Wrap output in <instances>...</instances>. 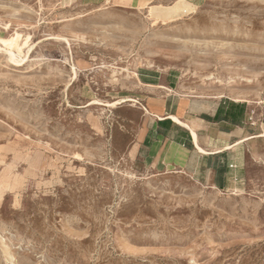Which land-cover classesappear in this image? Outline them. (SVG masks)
I'll list each match as a JSON object with an SVG mask.
<instances>
[{
  "label": "rangeland",
  "instance_id": "obj_1",
  "mask_svg": "<svg viewBox=\"0 0 264 264\" xmlns=\"http://www.w3.org/2000/svg\"><path fill=\"white\" fill-rule=\"evenodd\" d=\"M141 67L264 123V0H0V264H264L260 187L147 164Z\"/></svg>",
  "mask_w": 264,
  "mask_h": 264
},
{
  "label": "crops",
  "instance_id": "obj_2",
  "mask_svg": "<svg viewBox=\"0 0 264 264\" xmlns=\"http://www.w3.org/2000/svg\"><path fill=\"white\" fill-rule=\"evenodd\" d=\"M135 75L145 123L139 147L149 166L218 190L264 191V123L248 124L249 104L186 96L172 70L141 67Z\"/></svg>",
  "mask_w": 264,
  "mask_h": 264
},
{
  "label": "bare ground",
  "instance_id": "obj_3",
  "mask_svg": "<svg viewBox=\"0 0 264 264\" xmlns=\"http://www.w3.org/2000/svg\"><path fill=\"white\" fill-rule=\"evenodd\" d=\"M17 37H18V35H15V36L12 37V39H11L12 42L10 43V49H9V51H8V52H9V55H10L9 57H10V59L13 60V61H14L15 59H14V54H13L12 51H13V50H16V51L20 52V49H21V48L18 46V44H17Z\"/></svg>",
  "mask_w": 264,
  "mask_h": 264
},
{
  "label": "built area",
  "instance_id": "obj_4",
  "mask_svg": "<svg viewBox=\"0 0 264 264\" xmlns=\"http://www.w3.org/2000/svg\"><path fill=\"white\" fill-rule=\"evenodd\" d=\"M254 110L249 111V116H248V124L250 126H253L255 124V119H254Z\"/></svg>",
  "mask_w": 264,
  "mask_h": 264
}]
</instances>
